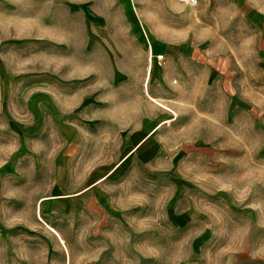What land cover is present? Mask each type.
Returning <instances> with one entry per match:
<instances>
[{
    "label": "rangeland",
    "instance_id": "374dc122",
    "mask_svg": "<svg viewBox=\"0 0 264 264\" xmlns=\"http://www.w3.org/2000/svg\"><path fill=\"white\" fill-rule=\"evenodd\" d=\"M252 3L0 0V264H264Z\"/></svg>",
    "mask_w": 264,
    "mask_h": 264
},
{
    "label": "crops",
    "instance_id": "0c3cea01",
    "mask_svg": "<svg viewBox=\"0 0 264 264\" xmlns=\"http://www.w3.org/2000/svg\"><path fill=\"white\" fill-rule=\"evenodd\" d=\"M202 0H199V3L201 2ZM214 1V0H212ZM219 2V9L220 11L222 12V16L224 17H250L252 18L253 17V12L256 13V16H257V11H258V5H254L252 2L253 0H218ZM176 5H178L177 2H175ZM198 3V4H199ZM205 3H203L204 5ZM255 6V9H253V7ZM204 8V9H203ZM202 11L205 10V7H203ZM256 11V12H255ZM250 31L253 33H256L258 34L259 32V24L257 21H254V24L250 21ZM146 47H147V51H148V55H147V65H146V72H145V76H144V79H143V82H142V88H143V84L145 81H147L148 83V80H149V77H150V74H151V69H152V66H154V58L153 57H156L158 55H154L152 50H153V44L151 42V40L147 41L146 42ZM161 56V55H160ZM193 61L194 62H197L198 64H201L202 66V71H203V75H202V78H201V82L203 84V86L205 87V85H209L210 81L212 80V72L214 71V68L212 70V62L210 59H206V58H201V57H194L193 58ZM144 90V88H143ZM148 90V89H147ZM151 95V94H150ZM153 96V95H151ZM155 97V96H154ZM149 98V97H148ZM157 100H159L157 97H155ZM150 99V98H149ZM151 100V99H150ZM153 101V100H151ZM161 101V100H159ZM154 102V101H153ZM162 103H164L163 101H161ZM156 104V102H154ZM166 106L167 104L164 103ZM158 105V104H157ZM160 106V105H159ZM162 108H164L165 110L167 111H173L172 108L170 107H163V106H160ZM173 118H163L161 120H159L155 125L154 127L144 136L142 137V140L144 138H146L147 135H149V133H151L153 130H155L157 127H159L162 123L166 122V121H169V120H172Z\"/></svg>",
    "mask_w": 264,
    "mask_h": 264
},
{
    "label": "bare ground",
    "instance_id": "6f19581e",
    "mask_svg": "<svg viewBox=\"0 0 264 264\" xmlns=\"http://www.w3.org/2000/svg\"><path fill=\"white\" fill-rule=\"evenodd\" d=\"M132 1V0H131ZM135 8V7H134ZM130 9V8H129ZM128 10V9H127ZM131 10V9H130ZM126 14H128L127 12H126ZM129 15V14H128ZM127 15V16H128ZM129 17H130V15H129ZM133 20V19H132ZM138 24H139V27L141 28V32L143 33V36H144V38H145V41L147 42V41H149L150 39H149V37L150 36H148V34H147V31H146V29H145V26H144V24H143V22L140 20V18H138ZM130 23V22H129ZM133 26H136V25H133ZM131 27H132V25H131ZM139 29V28H138ZM143 88H144V91H145V93H146V95L151 99V100H153L154 102H156V104H158V105H160V106H163V107H167L164 103H162L161 101H159V100H157L154 96H151L150 95V93L148 92V90H147V81H145L144 82V84H143ZM47 103V102H46ZM52 105V104H51ZM49 107V106H48ZM54 108V107H53ZM168 108V107H167ZM51 110H52V108H50ZM54 111V110H53ZM60 235V234H59Z\"/></svg>",
    "mask_w": 264,
    "mask_h": 264
},
{
    "label": "built area",
    "instance_id": "2783aa9c",
    "mask_svg": "<svg viewBox=\"0 0 264 264\" xmlns=\"http://www.w3.org/2000/svg\"><path fill=\"white\" fill-rule=\"evenodd\" d=\"M181 3L187 4L189 6H196L199 3V0H178ZM161 57V56H158Z\"/></svg>",
    "mask_w": 264,
    "mask_h": 264
}]
</instances>
